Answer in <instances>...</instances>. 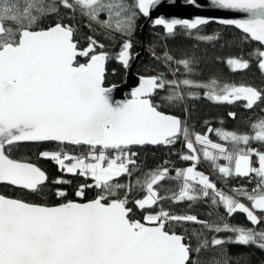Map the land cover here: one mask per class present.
Instances as JSON below:
<instances>
[{
    "label": "snow or ice",
    "instance_id": "obj_1",
    "mask_svg": "<svg viewBox=\"0 0 264 264\" xmlns=\"http://www.w3.org/2000/svg\"><path fill=\"white\" fill-rule=\"evenodd\" d=\"M218 9L244 14L241 18H209L196 15L187 18H166L160 15L152 20L154 26H163L173 35L183 28L198 30L209 22L234 26L242 32L241 42H257L260 47L249 55L258 59V68L264 72V0H210ZM189 5L203 7L198 0H187ZM161 0H0V184H6L42 193L48 176L34 163L14 159L9 151L25 142H56L59 145L86 147V154L75 155L63 150L42 151L40 156L54 161L67 174L91 179L81 184L75 196L85 197V190L98 189V194L85 202L66 200L49 206L26 202L0 194V264H204L199 259L202 250L219 247L218 257L207 264H230L225 244L256 245L264 249V230H257L264 213V150L251 146L252 141L264 145V118L252 123V133L209 128L225 143L212 141L207 134L192 133L175 115L160 110L153 96L158 90H167L161 100L168 104L182 103L184 88H205L204 95L216 102L245 101L252 109L264 102V90L251 85L224 84L217 86L189 78L176 79L183 66L185 77L193 72L194 60L174 59L168 52L163 63L169 66L173 79L164 72L139 77V86L131 91V98L113 100L112 87H105V64L109 52L93 36L87 37V46L81 48L76 39V27L65 23L77 14L87 18V26H100L105 36L114 39L121 34L123 42L115 59L127 68L133 59L131 37L139 16L149 18ZM67 10L61 14L60 9ZM106 19H101V14ZM55 16L48 26L41 27L44 18ZM202 40L219 36H201ZM97 48L101 49L97 52ZM155 56V53H153ZM78 57L87 58L81 63ZM160 60L161 57H156ZM227 64L235 71L247 69L249 60L242 56L230 57ZM175 66V67H173ZM189 97L196 93L189 91ZM235 113L229 116L235 118ZM181 137L189 153L180 159L193 162L191 166L175 169L170 175L167 166L143 174L134 182H115L138 171L136 153L132 146L175 145ZM194 137V139H193ZM211 162L214 170L225 179L236 176L253 181L251 190L241 186L229 195L202 171L196 168L200 155ZM6 149L8 151H6ZM227 161L220 164V160ZM67 161V163H66ZM169 162H165L167 164ZM178 181L179 191L161 196L158 186L162 181ZM54 183L71 181L57 178ZM139 188L146 192L131 202L147 214L133 219L128 207L130 193ZM123 192L121 196L120 193ZM57 197L67 195L58 189ZM251 202V207L237 197ZM211 199L222 206L231 217L240 212L253 227L229 224L224 217L219 223L201 220L193 214H174L160 207L151 211L161 200L174 203ZM186 223L200 225L189 235L187 230L177 232L175 227ZM205 230L232 233L227 239L213 236ZM196 245L193 247L192 240ZM236 258V264H239Z\"/></svg>",
    "mask_w": 264,
    "mask_h": 264
},
{
    "label": "trees",
    "instance_id": "obj_2",
    "mask_svg": "<svg viewBox=\"0 0 264 264\" xmlns=\"http://www.w3.org/2000/svg\"><path fill=\"white\" fill-rule=\"evenodd\" d=\"M132 3V0H127ZM67 10L61 8V14ZM101 19H106V14H101ZM142 15L136 21V29L131 37L133 48L132 55L138 52L140 48L141 32L144 38L145 48L141 56L138 58L133 66L135 73L140 75H153L159 72H164L167 79H173L172 73L169 71V66L163 63V55L168 52L174 59H192L194 60L193 72L186 77L183 66H180V71L176 74V79L189 78L200 83L211 84L212 80L217 81V86L220 87L224 84H244L251 85L260 90H264V72L258 68V59L249 54L260 47L257 42L246 41L241 42L242 32L233 26H224L215 22H209L207 25L200 26L198 30H191V32L180 28L175 30L173 35H169L161 26H154L152 21L148 22L142 27L144 21ZM55 16L44 18L41 27L48 26L55 21ZM65 23H72L76 27V39L79 41L80 47L87 45V37L93 36L100 43L105 45L103 50L109 52V59L105 64V80L104 85L116 84L123 80L125 67L121 62L116 60L115 54L119 51L123 38L119 33H113L114 39H109L105 36L104 32L100 29L99 25L93 23L92 28L87 26V18L80 17L77 14L75 19L64 21ZM219 36L218 39L202 40L201 36ZM97 51L101 49L97 48ZM155 53V56H153ZM243 57L248 59L250 66L247 69L233 70L227 64V59L230 57ZM156 57H161L160 60ZM86 58L78 57L79 62H83ZM175 67V66H173ZM205 88H184L181 91L185 94V99L182 103L168 104L161 100V97L167 95V90H158L153 96L154 103L161 105L160 110L165 113H170L177 116L185 123L190 132L207 134L209 138L218 143H225L221 141L215 132H208L209 128L216 129L222 128L225 131H236L238 133H252V123L264 118V102H258L252 109L244 107L245 101H235L233 103L216 102L210 100L204 95ZM195 92V97H189L187 93ZM229 113H235V118L229 116ZM198 146V145H197ZM200 146V145H199ZM251 146L264 150V145L259 142L252 141ZM198 148V147H197ZM45 150H63L75 153L85 152L87 149L83 146L72 145H59L56 142H25L14 145L9 154L12 158L27 161L36 164L48 176V180L43 186L42 193H32L28 190L15 188L10 185L0 184V194L15 197L29 202L54 205L62 203L66 200L84 201L94 198L98 194V189L90 188L85 190V197L75 196V191L81 184H91L92 180L85 177L73 174H67L61 171L58 165L51 159L43 158L40 152ZM131 152H135V157L139 169L133 174L131 178L123 175L116 179L118 183H128L129 180L135 181L138 177L142 178L143 174L149 170L156 169L161 166H167L170 169V175H175V169H182L191 161H184L180 156L189 153V150L184 146L183 138L172 146L164 145H143L132 146ZM6 151H8L6 149ZM203 158V157H202ZM169 162L165 164V162ZM205 167L199 162L196 165L197 169L202 170L210 177L212 181L217 184V187L230 195L228 190L236 187H245L249 190L255 186L254 179L250 181L245 177L232 176L227 179L223 178L218 171L214 170L211 162L204 160ZM227 161L220 160L218 163L225 164ZM71 181V183L56 184L54 181L57 178ZM178 181L166 179L158 186V192L161 196H171L173 192L179 191ZM222 184L224 187H222ZM58 189L64 190L67 195L63 198L55 195ZM228 189V190H227ZM145 191L136 188L129 196L130 203L128 207L133 209L132 218L140 219L143 222V216L147 213L138 209L131 201L140 199L145 195ZM123 195V192L120 193ZM239 197V196H238ZM244 203L251 207V202L244 197H239ZM160 207L168 209L174 214H193L197 215L201 220H208L209 222L219 223V217H224L225 220L236 226L253 227L250 221L246 219V214L237 212L231 217L227 216L226 210L222 206L213 205L211 199H198L195 201H182L174 203L171 199H164L159 202L157 206H153L151 211H159ZM256 214L262 217L259 225L255 226L256 229L264 230V213L256 210ZM167 227H175V230L184 232L187 230L190 235L193 229L199 230L200 225L186 223L183 227L168 225ZM205 235L210 240L213 236L217 238L227 239L228 236L233 235L228 232L214 233L205 230ZM193 247L196 245L195 239L192 240ZM227 254L233 257L230 264H236V258L239 259V264H264V249H260L256 245H237L225 244L223 246ZM220 251L219 247L202 250L199 259L207 264V262L214 256L218 257Z\"/></svg>",
    "mask_w": 264,
    "mask_h": 264
},
{
    "label": "water",
    "instance_id": "obj_3",
    "mask_svg": "<svg viewBox=\"0 0 264 264\" xmlns=\"http://www.w3.org/2000/svg\"><path fill=\"white\" fill-rule=\"evenodd\" d=\"M198 3H202L204 6L198 8V7H195L193 5H189L187 3V0H161V4L157 5L156 8H154L151 11L150 17L144 18V21L142 22V25H141V30L145 24H147L148 22L152 21L154 18H156L160 15H163L166 18L176 17V18H187V19H191L196 15H200L203 17H209V18H241L244 15V14L235 13L231 10L218 9L214 5H211L210 0H198ZM215 23H217V22H215ZM217 24H219V23H217ZM161 27L163 28V26H161ZM139 43H140V48H139L138 52L133 54V59L130 60L129 66L127 68H125L123 80L119 83H116V84L104 85L105 87L115 86L113 88V92L111 94L113 100L119 101V100L130 99L131 98V91L135 87L139 86V77L144 76V75H140V74L135 73L133 70L134 64L136 63L138 58L141 56L143 49L145 48L144 38H143L142 32H141ZM86 46L87 45H85L83 47H86ZM83 47H81V48H83ZM86 59L81 63L86 62ZM166 114H170V113H166ZM12 187H15V186H12ZM15 188H18V187H15ZM8 197H10V196H8ZM12 198H15V197H12ZM85 201L86 200L78 201V202H85ZM26 202H29V201H26ZM31 203H34V202H31ZM54 205H57V204H54ZM49 206H52V205H49Z\"/></svg>",
    "mask_w": 264,
    "mask_h": 264
},
{
    "label": "built area",
    "instance_id": "obj_4",
    "mask_svg": "<svg viewBox=\"0 0 264 264\" xmlns=\"http://www.w3.org/2000/svg\"><path fill=\"white\" fill-rule=\"evenodd\" d=\"M69 153L75 154V155H80V154H86L87 150L85 152H79V153H75V152H71V151H67ZM199 163L201 165H203L205 167L204 161L203 159L200 157ZM222 187H224L222 184H220ZM226 189V187H224ZM228 190V189H227ZM228 192L232 195H234V193L231 190H228Z\"/></svg>",
    "mask_w": 264,
    "mask_h": 264
},
{
    "label": "rangeland",
    "instance_id": "obj_5",
    "mask_svg": "<svg viewBox=\"0 0 264 264\" xmlns=\"http://www.w3.org/2000/svg\"><path fill=\"white\" fill-rule=\"evenodd\" d=\"M223 86V85H222ZM222 86H220V87H222ZM198 147V153L203 157V155H202V152L200 151V148H201V146H197ZM48 151H56V150H48ZM66 163H67V161H66ZM193 162H191V163H189V164H187V165H185L183 168H186V167H189V166H191V164H192ZM227 163V162H226ZM182 168V169H183ZM198 171H202V170H200V169H197ZM203 172V171H202ZM146 194V193H145Z\"/></svg>",
    "mask_w": 264,
    "mask_h": 264
}]
</instances>
